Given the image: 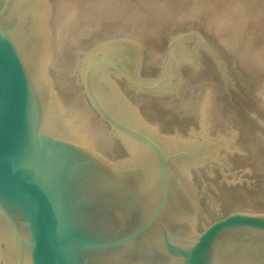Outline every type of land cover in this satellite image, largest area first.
Wrapping results in <instances>:
<instances>
[{
  "label": "water",
  "instance_id": "water-1",
  "mask_svg": "<svg viewBox=\"0 0 264 264\" xmlns=\"http://www.w3.org/2000/svg\"><path fill=\"white\" fill-rule=\"evenodd\" d=\"M41 3L0 0V235L6 239L0 253L9 255L6 264H264V213L230 212L193 234L194 193L180 171L191 152L145 129L107 76L161 91L172 80L173 50L165 77L153 83L133 77L137 47L128 41L119 45L129 59L124 66L104 52L87 65L83 84L91 106L131 148L128 159L113 161L65 127L71 125L57 109L38 47Z\"/></svg>",
  "mask_w": 264,
  "mask_h": 264
},
{
  "label": "rangeland",
  "instance_id": "rangeland-1",
  "mask_svg": "<svg viewBox=\"0 0 264 264\" xmlns=\"http://www.w3.org/2000/svg\"><path fill=\"white\" fill-rule=\"evenodd\" d=\"M41 1L50 12L44 46L56 41L60 24L65 29L58 48L64 63L48 62L46 71L76 138L113 161L128 159L125 139L87 98L85 69L101 52L124 66L129 59L122 58L119 45L128 41L138 49L133 77L153 83L165 77L173 50L172 80L161 91L107 76L145 129L191 152L180 171L194 193L193 234L230 212L264 213V0ZM73 100L101 140L83 134L73 116L77 110L68 106Z\"/></svg>",
  "mask_w": 264,
  "mask_h": 264
},
{
  "label": "bare ground",
  "instance_id": "bare-ground-1",
  "mask_svg": "<svg viewBox=\"0 0 264 264\" xmlns=\"http://www.w3.org/2000/svg\"><path fill=\"white\" fill-rule=\"evenodd\" d=\"M44 2L43 4H39L38 6V9H39V12L40 15H39V20L37 21V28H38V32H37V35H39V39H38V47L41 51V57H42V62H43V65L44 67H48L49 64L48 62H51V65L52 64H55L54 66L56 67L57 65H61L64 63V59L61 58V49H58L60 47V37L62 36V34H64V30H63V27L62 25L60 24V27L58 28L56 26V28H58L59 30H57L55 36H56V41H53L54 37L51 38V46L49 48V44L47 46H44L46 44H44L45 40L44 38V34L46 33H49L48 32V24H49V20L50 19L48 17V13L50 14V12H48L45 7ZM49 6V5H48ZM69 10V9H68ZM52 13V12H51ZM66 15V14H65ZM65 19V18H64ZM53 20V19H52ZM58 20V18H57ZM62 21V20H61ZM60 19L58 20V22H61ZM80 21V20H79ZM54 22V21H53ZM57 22V23H58ZM63 22V21H62ZM62 27V28H61ZM63 31V32H62ZM49 35V34H48ZM41 38V39H40ZM63 38V37H62ZM47 40V39H46ZM55 46H56V51H55ZM65 46V45H64ZM43 47H46V51L44 50ZM125 47V46H124ZM63 49V48H62ZM77 49V48H76ZM137 50V53H138V49ZM48 51V52H47ZM77 51V50H76ZM73 53V52H72ZM75 53V52H74ZM65 55V54H64ZM66 56V55H65ZM137 56V55H136ZM67 61V60H66ZM70 62V61H68ZM135 63H137V59H135ZM46 64H48V66H46ZM66 64V63H65ZM71 82V80L69 81ZM73 82V81H72ZM65 96V95H64ZM159 98V97H158ZM71 101V100H70ZM77 101V100H76ZM75 100H73V103H70L69 102V105L71 107V105H73V108H75V111L77 110V112H74L73 113V116H75L78 120V123L80 126H81V131L83 132V134L86 136V138L88 137V139L90 138V140H97V139H100L101 140V134H100V130L96 127V124L86 115V113L83 112V110L81 109V107L78 105V103H76ZM59 105H57V109L60 111H62L61 109V103L58 101ZM76 103V104H75ZM60 106V107H59ZM72 118V116H71ZM75 118V119H76ZM74 119V118H73ZM74 119V120H75ZM63 123V121H62ZM76 126V124H75ZM66 129L72 133H76L75 130L73 131V129L67 125H65ZM80 129V127H79ZM79 131V130H78ZM76 135V134H75ZM79 135V134H78ZM88 135V136H87ZM82 138V137H81ZM84 138V137H83ZM126 141V140H125ZM126 146L127 148L129 149V151L131 152V148H130V145L129 143L126 141ZM186 201L188 202V198H187V192H186V189L184 187V203H185V206H186V209H187V212L189 211V208L190 206L187 205ZM188 206V207H187ZM184 209V210H186ZM0 240L3 239V240H6L3 235H0ZM0 260L1 261H5V264L8 263L9 261V255L7 253H0Z\"/></svg>",
  "mask_w": 264,
  "mask_h": 264
}]
</instances>
